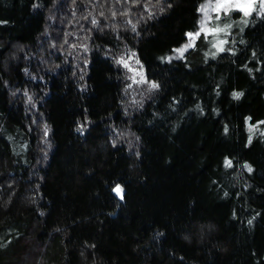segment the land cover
Segmentation results:
<instances>
[{"label":"trees","instance_id":"obj_1","mask_svg":"<svg viewBox=\"0 0 264 264\" xmlns=\"http://www.w3.org/2000/svg\"><path fill=\"white\" fill-rule=\"evenodd\" d=\"M206 1L0 0V264H264V13L178 55Z\"/></svg>","mask_w":264,"mask_h":264},{"label":"rangeland","instance_id":"obj_2","mask_svg":"<svg viewBox=\"0 0 264 264\" xmlns=\"http://www.w3.org/2000/svg\"><path fill=\"white\" fill-rule=\"evenodd\" d=\"M235 10H241V17L234 15ZM201 11L200 30L189 36L183 47L178 49V55H183L189 48L193 47L201 33H216L217 28L211 22L213 18L221 16L219 21L225 29L234 28L235 24L247 23L254 11L263 14L264 0H207Z\"/></svg>","mask_w":264,"mask_h":264}]
</instances>
